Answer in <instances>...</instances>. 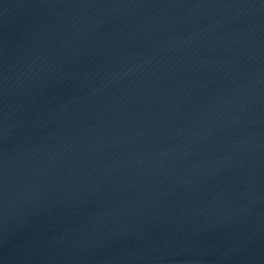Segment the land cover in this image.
<instances>
[{"label":"water","instance_id":"obj_1","mask_svg":"<svg viewBox=\"0 0 264 264\" xmlns=\"http://www.w3.org/2000/svg\"><path fill=\"white\" fill-rule=\"evenodd\" d=\"M0 264H264V0H0Z\"/></svg>","mask_w":264,"mask_h":264}]
</instances>
